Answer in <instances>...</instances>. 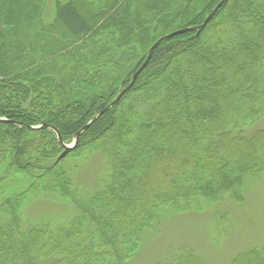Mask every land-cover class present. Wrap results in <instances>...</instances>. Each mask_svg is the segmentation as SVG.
Returning <instances> with one entry per match:
<instances>
[{
	"label": "trees",
	"instance_id": "1",
	"mask_svg": "<svg viewBox=\"0 0 264 264\" xmlns=\"http://www.w3.org/2000/svg\"><path fill=\"white\" fill-rule=\"evenodd\" d=\"M76 1L55 0L47 20L41 0H0V264H128L163 207L242 199L245 176L264 173V0H227L160 42L98 115L157 39L220 0ZM94 116L58 158L57 133L69 144ZM162 163L176 179L146 183ZM50 199L71 207L23 220ZM254 259L264 248L232 264Z\"/></svg>",
	"mask_w": 264,
	"mask_h": 264
},
{
	"label": "rangeland",
	"instance_id": "2",
	"mask_svg": "<svg viewBox=\"0 0 264 264\" xmlns=\"http://www.w3.org/2000/svg\"><path fill=\"white\" fill-rule=\"evenodd\" d=\"M54 1L41 0L47 20H50L54 14ZM76 2L84 3L90 8L87 1L77 0ZM183 4L184 1L181 0L178 7ZM58 33L62 34L55 28L45 31L47 36L52 34L58 36ZM58 69L65 74L61 64ZM86 79L83 80V88L80 92L89 97L91 86L87 85ZM72 142L66 146H70ZM220 144L223 145V143ZM231 146L234 147V144ZM245 147L251 148L252 145L248 143ZM99 156L96 154L91 160L100 159ZM171 165L162 163L159 167L161 173L148 174L145 182L158 180L161 185H165L175 180ZM95 174L92 172L87 178L88 188L93 187ZM15 178L19 179L17 189H22L25 184L24 178L21 176ZM74 178L76 182L83 179L81 170L74 173ZM239 192L242 199H237L229 193L220 196L217 200L194 197L193 202L197 203L180 212L163 207L156 222L150 228H146L141 237V244L137 246L133 257L127 263L232 264L237 255L264 248V173L246 175ZM51 201V199L33 201L26 210L23 220L53 222L57 219V215L71 207L68 203ZM40 209L46 210L43 215L40 214ZM253 262L258 264L257 259Z\"/></svg>",
	"mask_w": 264,
	"mask_h": 264
},
{
	"label": "water",
	"instance_id": "3",
	"mask_svg": "<svg viewBox=\"0 0 264 264\" xmlns=\"http://www.w3.org/2000/svg\"><path fill=\"white\" fill-rule=\"evenodd\" d=\"M227 0H220L214 7H213V9L209 12V14L204 18V20L202 21V23L201 24H199V25H196V26H192V27H186V28H182V29H177V30H174V31H172V32H170V33H168V34H166V35H164V36H162V37H160L159 39H157L150 47H149V49H148V51H147V55H146V58L144 59V61L142 62V64L140 65V67L132 74V76H131V80H130V82L128 83V85L124 88V89H122V91H120L119 93H118V95L112 100V102L111 103H109L106 107H104L101 111H99V113H97V115L98 114H101L102 112H104L105 110H107L114 102H116L120 97H121V95L131 86V84L134 82V80H135V78H136V76L139 74V72L145 67V65L147 64V62H148V59H149V57H150V55H151V53H152V51H153V49L160 43V42H162L163 40H165V39H167V38H170V37H172V36H174V35H177V34H180V33H183V32H185V31H187V30H196L197 32H199L204 26H205V24L211 19V17L215 14V12L217 11V9L224 3V2H226ZM96 115V116H97ZM96 116H94L85 126H83L82 128H81V130L80 131H78L77 133H76V138H75V140H74V143L72 144V145H70V146H66V145H64V150L60 153V155H59V157L58 158H60V157H62L70 148H72V146L76 143V141H77V135L79 134V132H81L83 129H85V128H87L88 127V125L91 123V121L96 117ZM1 120V119H0ZM57 139H58V141H59V143H62V141H61V137H60V135H59V133H57Z\"/></svg>",
	"mask_w": 264,
	"mask_h": 264
}]
</instances>
